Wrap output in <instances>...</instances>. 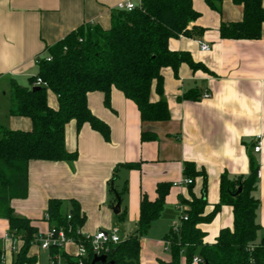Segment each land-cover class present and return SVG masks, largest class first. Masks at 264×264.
Wrapping results in <instances>:
<instances>
[{
	"label": "crops",
	"instance_id": "obj_1",
	"mask_svg": "<svg viewBox=\"0 0 264 264\" xmlns=\"http://www.w3.org/2000/svg\"><path fill=\"white\" fill-rule=\"evenodd\" d=\"M120 1L124 0H0L1 126L11 130L31 127L28 118L9 114L10 81L26 84L27 78L37 72L34 58L45 55L46 47L78 27L108 29L110 14ZM192 7L199 15L188 29L200 27L202 32L172 37L168 47L188 53L206 70H193L184 62L176 73L169 67L162 69L163 94L156 93L153 82L150 100L166 101L168 120L141 122L136 105L115 88L110 93V107L104 105L101 92H89L87 106L109 126V139L88 123L77 129L71 120L64 127V142L68 152L76 151L74 160L28 162L26 194L11 199L10 206L16 214L28 218L37 233L47 229L44 214L48 201L56 199L62 202V214L70 212V201L77 203L85 218L82 234L117 228L124 239L138 220L142 194L154 200L156 185L169 183L160 215L140 238L139 264H144L143 248L162 245L165 249L164 235L188 209L180 203V197L189 199L188 186L173 185L185 177L186 162L196 171L205 172V213L219 201L221 177L234 180L247 176L253 163L258 171L252 192L258 200V237L264 233V24L258 39H223L218 31L220 23L241 20V5L224 0L220 13L204 0H192ZM198 41L209 44L210 50H200ZM186 93L192 98H185ZM204 93L210 96L204 98ZM47 102L57 108V97L51 91L47 92ZM141 131L152 132L156 138L141 141ZM256 135L261 140L258 153L252 149ZM124 163H138L139 167L119 166ZM202 183L201 175L193 178L191 191L195 196H200ZM113 190L120 193L122 220L112 211L116 202ZM232 225V207L222 204L210 222L197 227L205 234L203 241L211 244L220 229ZM7 233L8 221L0 217L1 248L7 252L3 264H11L14 258V253L8 252L11 239ZM20 243L18 239L17 245ZM65 250L73 254L75 245L67 244ZM30 254L36 257L35 264H40L41 254L49 260L48 251L36 245L30 247ZM169 260L170 255L163 261Z\"/></svg>",
	"mask_w": 264,
	"mask_h": 264
},
{
	"label": "trees",
	"instance_id": "obj_2",
	"mask_svg": "<svg viewBox=\"0 0 264 264\" xmlns=\"http://www.w3.org/2000/svg\"><path fill=\"white\" fill-rule=\"evenodd\" d=\"M223 1L204 0L219 13ZM230 1L241 5L242 18L220 23V38L258 39L264 24L262 0ZM198 15L192 7V0H138L137 6L130 11L114 9L108 29L82 25L46 47L50 61L42 59L37 72L27 78L26 84L10 81L9 114L26 117L31 122L28 130H11L0 125V217L8 221V234L21 241L11 264L36 263L30 247L37 229L28 218L16 214L10 206L11 199L26 194L28 162L74 160L76 151L68 152L64 142V127L71 120L75 121L77 129L88 123L105 140L109 139V126L93 115L87 106L89 92H101L104 105L110 107V93L115 88L136 105L141 122L168 120L170 114L166 101L163 98L154 102L150 100L152 84L154 82L155 91L161 96L163 68L169 67L176 73L184 62L193 70H206L199 63H194L188 53L172 51L168 47V40L172 37L202 32L200 27L188 29ZM37 78L46 85L33 88ZM48 91L57 97V108L48 105ZM184 97L192 98V95L186 93ZM155 138L152 132L140 133L141 141ZM119 166L131 169L138 168L139 164ZM183 173L192 179L187 185L189 199L180 197V203L188 206L185 211L187 219L181 221L176 231L170 228L164 235L163 239L169 243L170 260L160 261V264H191L195 255L208 264H264V233L258 237L261 229L256 221L258 200L252 195L256 166L251 163L248 175L234 180L223 175L219 183V201L208 213H205V172L196 171L192 163L186 162ZM198 175L202 176L203 183L200 196H195L191 189L193 178ZM169 188V183H158L154 200L142 194L133 231L119 243L110 245L106 262L94 264H139L140 238L160 215ZM70 203V219L61 213L62 202L56 199L48 201L46 213L51 224L62 226L76 242H80L76 230L85 218L77 203ZM222 204L232 207L233 225L220 229L213 243H205V234L197 226L210 222ZM116 217L122 220L124 212H119ZM48 257V264H57L58 257H61L62 264H90L93 254L88 252L79 261L63 250L51 248Z\"/></svg>",
	"mask_w": 264,
	"mask_h": 264
},
{
	"label": "built area",
	"instance_id": "obj_3",
	"mask_svg": "<svg viewBox=\"0 0 264 264\" xmlns=\"http://www.w3.org/2000/svg\"><path fill=\"white\" fill-rule=\"evenodd\" d=\"M137 6V2L131 0H124L120 1L116 4L115 9L117 10H126L130 11ZM198 45L200 50L202 51H209L210 45L198 41ZM44 59L45 61H50L51 57L46 53L45 55H37L34 58V63L38 65V63ZM33 85H46L40 78H37ZM210 95L208 93H204L203 97L208 98ZM252 149L255 153H258L261 150V140L260 135H256L255 142L252 146ZM258 175V171H257ZM192 182V179L188 177H184L178 182H174L173 185H189ZM67 219H70V214L66 215ZM44 219L46 220L48 226L44 232L36 233L32 245H36L39 249L44 251H49L51 248H56L58 250H63L68 255H71L73 258L78 259L81 261L84 259L88 252L92 253L93 255H107L110 249V245L119 243L123 240L118 233L117 228H112L109 230H102L99 229L95 233L90 235H84L80 232V228H77L76 234L78 235V240L80 242H76L75 238L68 234L62 226H55L49 222V216L47 213L44 214ZM187 215L185 212H182L178 222H174L171 226V229L176 231L182 220H186ZM8 234V233H7ZM8 237L11 239V245L9 247V253H16L18 250L17 245V238H12L9 234ZM67 244L75 245V252L73 254H69L65 250ZM168 241H165V249H168ZM6 251L2 249V253L0 255V262L3 264L6 260ZM53 262V260H51ZM57 264H62L61 257L57 258ZM64 264V263H63ZM191 264H204V261L197 255L192 257Z\"/></svg>",
	"mask_w": 264,
	"mask_h": 264
},
{
	"label": "rangeland",
	"instance_id": "obj_4",
	"mask_svg": "<svg viewBox=\"0 0 264 264\" xmlns=\"http://www.w3.org/2000/svg\"><path fill=\"white\" fill-rule=\"evenodd\" d=\"M150 233V232H149ZM151 235H155L156 233L151 232ZM148 235L147 237H149ZM151 238V237H150ZM153 240V239H152ZM144 253V264H160V261L166 260L169 258V251L165 250L162 245L158 246H150L147 248H143ZM48 260H46L45 256L41 254L40 264H47Z\"/></svg>",
	"mask_w": 264,
	"mask_h": 264
},
{
	"label": "water",
	"instance_id": "obj_5",
	"mask_svg": "<svg viewBox=\"0 0 264 264\" xmlns=\"http://www.w3.org/2000/svg\"><path fill=\"white\" fill-rule=\"evenodd\" d=\"M33 88H38V86H34ZM114 191V190H113ZM238 191H240V187H238ZM114 195L116 198V202L112 207V211L114 214H118L120 211V198L118 194L114 191ZM107 261V255L102 254V255H93V258L91 260L90 264H94L96 262H106ZM204 264H208L207 262H204Z\"/></svg>",
	"mask_w": 264,
	"mask_h": 264
}]
</instances>
